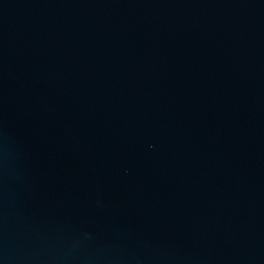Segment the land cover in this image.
<instances>
[{
  "label": "water",
  "instance_id": "95a60500",
  "mask_svg": "<svg viewBox=\"0 0 264 264\" xmlns=\"http://www.w3.org/2000/svg\"><path fill=\"white\" fill-rule=\"evenodd\" d=\"M0 264H264V0H0Z\"/></svg>",
  "mask_w": 264,
  "mask_h": 264
}]
</instances>
